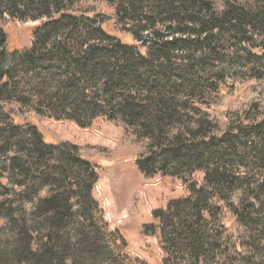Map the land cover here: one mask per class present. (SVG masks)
Masks as SVG:
<instances>
[{
  "label": "trees",
  "instance_id": "obj_1",
  "mask_svg": "<svg viewBox=\"0 0 264 264\" xmlns=\"http://www.w3.org/2000/svg\"><path fill=\"white\" fill-rule=\"evenodd\" d=\"M109 1L126 32L152 30L143 51L81 0H0V264H128L93 196L99 166L16 121L12 103L82 128L106 117L139 145L140 173L187 186L154 212L160 264H264V0L221 12L208 0ZM15 19L40 21L31 47L9 48L3 24ZM240 82L259 88L253 122L214 110Z\"/></svg>",
  "mask_w": 264,
  "mask_h": 264
},
{
  "label": "rangeland",
  "instance_id": "obj_2",
  "mask_svg": "<svg viewBox=\"0 0 264 264\" xmlns=\"http://www.w3.org/2000/svg\"><path fill=\"white\" fill-rule=\"evenodd\" d=\"M81 1L98 16L97 19L105 20L104 28L108 33L136 45L138 51L144 50L143 42L148 41L144 36L146 34L152 36V30L143 32L141 38H138L125 31L118 19L115 3L109 0ZM208 1L214 11L221 12L227 1L243 0ZM39 22L18 19L6 21L3 26L8 36L9 48L31 47L32 31ZM256 88H258L256 83L240 82L232 91H225L214 108L216 115H223L226 112L243 115L244 112H250L253 122L257 112L249 108V105L258 96ZM9 108L13 111L16 121L36 125L46 141L75 144L86 157L99 166L100 180L93 191V196L103 210L108 229L111 232L118 231L127 242V248L122 250L124 259L128 264H160L161 258L165 255L161 249L158 232L153 235L155 229L152 226H158L154 212L166 209L172 200L188 197L187 186L175 178L161 176L146 178L140 173L135 164L140 151L139 145L126 135L121 125L109 121L106 117L98 118L88 128H82L71 121L38 115L30 106L23 107L12 103ZM259 110L262 112L261 108ZM251 128L244 127V131L250 132ZM194 181L203 185L204 173H196ZM227 226L230 232L236 235V226L231 218L227 219ZM145 231L148 235H144ZM119 246L121 243L116 244V249L120 248ZM247 253L253 254V251L248 249Z\"/></svg>",
  "mask_w": 264,
  "mask_h": 264
},
{
  "label": "water",
  "instance_id": "obj_3",
  "mask_svg": "<svg viewBox=\"0 0 264 264\" xmlns=\"http://www.w3.org/2000/svg\"><path fill=\"white\" fill-rule=\"evenodd\" d=\"M174 32H175V28H174L172 25H170V26L167 27V29H166V34L171 35V34H173ZM144 38H145V39H149V38H150V34H146V35L144 36Z\"/></svg>",
  "mask_w": 264,
  "mask_h": 264
}]
</instances>
